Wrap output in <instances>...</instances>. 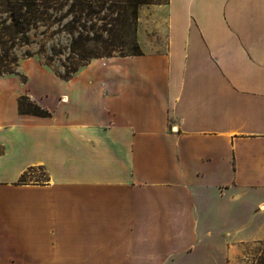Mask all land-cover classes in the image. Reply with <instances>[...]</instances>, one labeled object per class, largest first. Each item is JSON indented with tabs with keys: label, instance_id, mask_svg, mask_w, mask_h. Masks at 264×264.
Wrapping results in <instances>:
<instances>
[{
	"label": "crops",
	"instance_id": "crops-1",
	"mask_svg": "<svg viewBox=\"0 0 264 264\" xmlns=\"http://www.w3.org/2000/svg\"><path fill=\"white\" fill-rule=\"evenodd\" d=\"M149 11L141 54L0 75V264H236L264 241V0Z\"/></svg>",
	"mask_w": 264,
	"mask_h": 264
},
{
	"label": "rangeland",
	"instance_id": "rangeland-1",
	"mask_svg": "<svg viewBox=\"0 0 264 264\" xmlns=\"http://www.w3.org/2000/svg\"><path fill=\"white\" fill-rule=\"evenodd\" d=\"M165 1L0 0V75L26 83L21 60L30 57L64 75L95 55L142 51L143 35L137 32L148 28L150 5ZM26 181L45 182L46 176L34 168ZM236 264H264V241L245 245Z\"/></svg>",
	"mask_w": 264,
	"mask_h": 264
},
{
	"label": "trees",
	"instance_id": "trees-1",
	"mask_svg": "<svg viewBox=\"0 0 264 264\" xmlns=\"http://www.w3.org/2000/svg\"><path fill=\"white\" fill-rule=\"evenodd\" d=\"M142 51L140 50H133L127 54H118V55H113V54H106L104 56H100V55H95L93 56V58H98V57H110V56H125V55H137V54H141ZM92 58V59H93ZM91 60V59H90ZM88 63V61H86L84 64L81 65V67H83L84 65H86ZM80 67V68H81ZM80 68H75L73 69L71 72H66L64 75L55 72V75L57 77H59L62 80H68L70 79ZM16 75H19L18 73H15ZM23 77V79H26V76L24 74L20 75V77ZM24 101L27 102V104L24 107ZM32 106V107H31ZM19 109L21 112L23 113H33V114H37V115H46L47 111L42 109L38 104L29 101L25 96H21L19 99ZM28 175V173H24L22 174L21 178L19 179V181L17 182L18 184L20 183H25L26 181V176Z\"/></svg>",
	"mask_w": 264,
	"mask_h": 264
}]
</instances>
